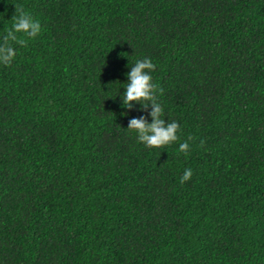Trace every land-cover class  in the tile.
<instances>
[{
  "label": "trees",
  "instance_id": "16d2710c",
  "mask_svg": "<svg viewBox=\"0 0 264 264\" xmlns=\"http://www.w3.org/2000/svg\"><path fill=\"white\" fill-rule=\"evenodd\" d=\"M21 7L41 30L0 62V264H264V0H0V45ZM145 58L180 126L159 148L121 100Z\"/></svg>",
  "mask_w": 264,
  "mask_h": 264
},
{
  "label": "clouds",
  "instance_id": "9594fccd",
  "mask_svg": "<svg viewBox=\"0 0 264 264\" xmlns=\"http://www.w3.org/2000/svg\"><path fill=\"white\" fill-rule=\"evenodd\" d=\"M18 14L12 19L14 23L4 36V44L0 45V62L9 64L16 54V50L9 41L19 44L21 47L26 45V40L17 37V33H24L28 38H35L41 30V25L32 16L26 13L23 8L17 9ZM155 70V65L149 58L137 60L131 70L126 73L127 83L123 92L122 104L127 109H132L133 103L139 104L140 110L147 111L149 106L151 111L148 113L151 122L144 117L132 118L128 121V129L137 134L139 142L144 143L150 148H159L171 144L178 139L177 133L180 129L176 121L166 122L163 116V107L158 102L157 95L162 94L163 89L152 82L151 72ZM191 139V137H189ZM189 144L180 143L179 151L187 154ZM192 177V169H185L180 178L183 184Z\"/></svg>",
  "mask_w": 264,
  "mask_h": 264
}]
</instances>
